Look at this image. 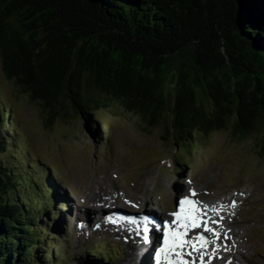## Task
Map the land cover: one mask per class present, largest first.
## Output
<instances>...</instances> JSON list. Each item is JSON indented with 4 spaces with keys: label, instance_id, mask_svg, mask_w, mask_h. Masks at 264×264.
I'll use <instances>...</instances> for the list:
<instances>
[{
    "label": "trees",
    "instance_id": "obj_1",
    "mask_svg": "<svg viewBox=\"0 0 264 264\" xmlns=\"http://www.w3.org/2000/svg\"><path fill=\"white\" fill-rule=\"evenodd\" d=\"M239 3L233 34L229 0H0V80L48 123L72 116L95 128L119 106L148 133L164 129L174 149L226 132L254 139L264 160V0ZM11 109L0 98V264H56L42 224L48 184L26 176L27 164L41 170L7 129Z\"/></svg>",
    "mask_w": 264,
    "mask_h": 264
},
{
    "label": "rangeland",
    "instance_id": "obj_2",
    "mask_svg": "<svg viewBox=\"0 0 264 264\" xmlns=\"http://www.w3.org/2000/svg\"><path fill=\"white\" fill-rule=\"evenodd\" d=\"M14 83L6 76L1 77L0 98L12 108L11 114L15 118L13 122L11 119L7 129L14 130V134H17L15 135L18 139L17 146L20 148L26 146L29 149L31 158L27 157L28 161L38 162L36 160H39L41 164L46 166L45 169L43 168L45 174L49 173L50 169H55L58 180L70 184L73 192L76 193L73 194L74 199L81 200L85 193L84 198L87 200L86 195L90 192L92 196L94 194L96 196L98 181L107 189L112 188L111 183H109L112 182V179H110L112 177L119 183L122 190L126 187L124 194L117 191V187L114 188L111 190L112 196L116 195V198L120 199L122 204L131 210V202L136 205L141 202L133 201L130 193L133 195L139 194L142 197V194L146 191L150 194L149 197H155L169 184L171 171L168 165L172 161L171 158L176 161L178 158L187 157L190 159L192 157L189 163L198 173L195 175L196 180L203 178L204 181H210L218 187L230 186L232 183H235V186L242 183L252 186L250 189L253 194L251 202L244 207V215L241 211L238 214L241 218L252 219L254 222L247 224L244 228L237 229V232L241 235L246 234V245L249 247V251H246V249L243 251L251 255L255 259V263H250L248 260L240 258L241 256L238 257L241 264H264V160L257 156L256 141L254 139L246 144H241L226 132H216L201 140L200 144L198 142L183 143L180 150L175 151L172 144L163 139L165 136L164 129L161 128L148 133L136 116L126 114L119 106H112L110 109L100 111L97 115L98 118H95L100 124L96 129L91 128L90 124L83 121V119L72 116L65 119L56 117L52 123H48V118L42 115L38 103L32 102L26 95H21ZM5 157L12 161L11 155L7 154ZM217 158L223 162L219 167L214 165L215 162L219 163ZM176 165L175 162V167ZM25 167L30 171L27 175L32 179H38L42 175L39 172H33L28 164ZM40 167L42 168L41 165ZM227 169L232 170L228 172ZM175 171L177 170L175 169ZM108 172L110 175L107 174ZM100 173L103 176L99 177L98 174ZM93 180H98L97 184L89 188ZM170 188L174 192L177 189L173 190L172 185H170ZM141 190L142 194H140ZM192 190L186 187L184 191L191 194ZM197 192L200 197L203 196L199 190ZM65 195L67 194L65 193ZM57 196L63 201L62 192H59ZM37 199L41 201L40 198L37 197ZM64 201L69 200L64 199ZM87 202L89 201L87 200ZM78 205L81 213H76V208L73 210L72 205L65 208L66 211H71L69 214L71 217L72 215L80 216L83 219L85 228L81 227L79 229L80 235H78L74 227V220L68 218V222L64 226L68 229L66 234L69 233L67 239L62 237L61 240L52 243L47 252V254L58 257L54 261L56 264L59 262L62 264L78 263L80 254L84 253L83 249H80L81 253L73 252L70 257L69 252L65 250L67 245L64 244V241L69 239L78 240L72 251L79 248L80 242L92 244L95 241L88 242L87 237H82V235L89 236L94 228L103 230L100 226L106 222L104 221L106 217L96 220L94 214L92 215V221L87 222L86 216L89 214L86 212L88 211L86 206L77 201L76 207ZM38 206H41L39 202ZM124 206L123 208H125ZM89 209L92 210L93 208ZM50 218L46 219V223H51L55 219L52 220L51 218L49 221ZM58 220L59 222L63 221L57 218L52 223H56ZM243 229L245 231L242 232ZM110 234L114 235L113 232ZM122 239L124 244L121 241L118 245H115V249L119 253V255H116L118 257L117 262L118 264H125L129 261L131 264V257L128 256L127 259L126 256L135 246L132 243V247H130L128 238L122 237ZM254 242L256 244H253ZM55 245L64 248L60 255H58L60 249H57ZM124 248L126 250L123 252ZM69 258L71 259L69 260ZM125 258L126 260H123ZM148 258L147 255L141 262L147 263Z\"/></svg>",
    "mask_w": 264,
    "mask_h": 264
},
{
    "label": "bare ground",
    "instance_id": "obj_3",
    "mask_svg": "<svg viewBox=\"0 0 264 264\" xmlns=\"http://www.w3.org/2000/svg\"><path fill=\"white\" fill-rule=\"evenodd\" d=\"M97 181L98 180H93L92 183L89 185V188L95 186L97 184ZM98 184L99 185H98V190H97L96 196L94 194L93 195L94 197H93L92 193L90 192L89 194L86 195V198L89 201V203H86L87 200H85L84 203H81L82 205L86 206V208L88 210V211H86L89 214L86 216L87 222L92 221V215H93V213H92L93 211L89 212V210H91V209H89L90 207L88 205H91L93 203H101L103 201V199L108 195V193L109 194L112 193V191H109L106 186L101 185L99 181H98ZM193 192H195L196 194L193 195ZM184 194L187 196H192L193 197L192 200H195L198 202L201 201L198 199V198H201L200 194L195 189H193L191 191V194H187V192L185 193V191H184ZM181 196H183V193H181L179 200H181ZM110 199L120 201V199L116 198V195H114ZM235 199H237V197H232L230 200L226 199L224 201L226 203V207L228 208V212H226L224 215L225 220L233 229L230 232H224L220 236V238L216 244H214V242H212L211 239L208 238L207 233H203L202 235L206 239L211 241V243L205 249H203L201 253L194 251L191 247H186L184 249V257H185L186 261H188V262L195 261V263H197L198 260L201 258V255H202L203 258L207 261L206 264H218L219 257L217 255L220 253L219 251H223L222 245L225 244V245H227V248L224 249L223 254H222L224 256V258L226 259L225 264H229V261L231 262V264H241V261H240L238 256H241L240 258H243L244 260H248L250 263H255V259L251 255H249L243 251L245 249H246V251H249V247L246 245V242H247L246 234L241 235L239 232H237V229L244 228L247 224L253 223L254 221L252 219H248V218H241V216H239L238 213L235 215L234 218L231 217V213H232V209H233L231 203ZM105 201H108V198H106ZM137 205H138L139 209L144 208V206H142L143 204H141V203H138ZM123 206L124 205L122 204V210L125 211V213L119 214L117 220H121V218H123V219H127L130 221L131 220V216H130L131 211L129 209H127L126 206H124L125 208H123ZM103 207H101V209H103ZM92 210L95 211L94 213H99V211L96 208H93ZM76 211H77L76 213H78L80 211L79 205L76 207ZM177 211H179V209ZM79 213H81V212H79ZM88 217H89V219H88ZM166 217L169 219L170 223L175 221L174 217H172L170 215H167ZM157 218L159 220H161V216L159 214L157 215ZM123 219L120 222H117V220H115L114 221L115 228L113 229L110 227V224L108 222V217H106L104 220V221H106L105 224H101L100 227H101V229H108L109 228L114 234H117V231H122L123 232L122 237L128 238V242L130 244V247H132V243L134 244L135 247L126 256L127 259L129 258L128 256L131 257L130 258V261L132 260L131 264H137V262H136L137 258H141V261H143L142 259L146 258L147 255L149 256V258H148V262H149L150 258H151L150 255L152 253L153 247L152 248L148 247V248H145L144 250H141V248L143 247L142 239L140 238L139 235L134 236L133 231H132V226H130L129 223H127ZM141 220H143V219H141ZM172 225L176 226L177 224H172ZM200 229L201 228L191 229L189 231V236H187L186 239L190 240L191 235L197 233L198 231H200ZM159 234L160 233L158 231L154 235V237H156L155 238L156 241H154L155 243L158 242ZM213 244H214V246H218V248L216 250H214L215 247L213 246ZM207 249L213 251L211 255L206 254ZM141 251H145V253L144 254L139 253ZM188 252H192V255L189 256ZM123 260H126V258ZM133 261H134V263H133Z\"/></svg>",
    "mask_w": 264,
    "mask_h": 264
},
{
    "label": "snow or ice",
    "instance_id": "obj_4",
    "mask_svg": "<svg viewBox=\"0 0 264 264\" xmlns=\"http://www.w3.org/2000/svg\"><path fill=\"white\" fill-rule=\"evenodd\" d=\"M195 194L193 192V195ZM232 207H236L235 202H233ZM205 214L203 209L199 207L198 201L188 197L179 201V211L171 214L175 217L173 223L177 224L178 227L174 228L171 223H164L162 246L155 253L156 264H165V262L166 264H188L184 259V249L186 247H191L194 251L201 253L211 243L203 235L198 236L197 241L186 239L191 229L203 227L205 232H211L219 239L220 233L208 227L207 222L203 219ZM143 219L145 222L144 232L147 233L149 231L147 227L148 217ZM131 222L136 223L135 220ZM145 242H147V237H145ZM188 255L191 256L192 252H188ZM202 259L203 256L201 255ZM191 264H195V261H192ZM229 264H231L230 261Z\"/></svg>",
    "mask_w": 264,
    "mask_h": 264
},
{
    "label": "water",
    "instance_id": "obj_5",
    "mask_svg": "<svg viewBox=\"0 0 264 264\" xmlns=\"http://www.w3.org/2000/svg\"><path fill=\"white\" fill-rule=\"evenodd\" d=\"M240 3L239 0H229V19H227V29L230 33L239 32L241 28V20H240ZM221 46L219 47V54L226 56L225 53V41H221Z\"/></svg>",
    "mask_w": 264,
    "mask_h": 264
},
{
    "label": "clouds",
    "instance_id": "obj_6",
    "mask_svg": "<svg viewBox=\"0 0 264 264\" xmlns=\"http://www.w3.org/2000/svg\"><path fill=\"white\" fill-rule=\"evenodd\" d=\"M28 170V169H27ZM36 173V172H35ZM26 176L28 177V175L26 174Z\"/></svg>",
    "mask_w": 264,
    "mask_h": 264
}]
</instances>
